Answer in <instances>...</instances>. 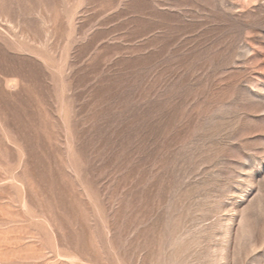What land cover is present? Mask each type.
<instances>
[{"label": "rangeland", "instance_id": "374dc122", "mask_svg": "<svg viewBox=\"0 0 264 264\" xmlns=\"http://www.w3.org/2000/svg\"><path fill=\"white\" fill-rule=\"evenodd\" d=\"M0 264H264V0H0Z\"/></svg>", "mask_w": 264, "mask_h": 264}]
</instances>
